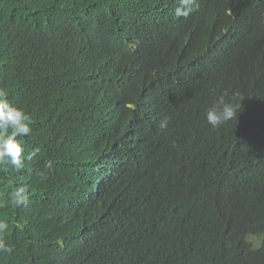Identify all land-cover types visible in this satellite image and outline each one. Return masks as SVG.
<instances>
[{"label": "trees", "instance_id": "obj_1", "mask_svg": "<svg viewBox=\"0 0 264 264\" xmlns=\"http://www.w3.org/2000/svg\"><path fill=\"white\" fill-rule=\"evenodd\" d=\"M197 5L0 0V90L40 149L0 166V264H264V0Z\"/></svg>", "mask_w": 264, "mask_h": 264}, {"label": "clouds", "instance_id": "obj_2", "mask_svg": "<svg viewBox=\"0 0 264 264\" xmlns=\"http://www.w3.org/2000/svg\"><path fill=\"white\" fill-rule=\"evenodd\" d=\"M178 6L174 10L176 18L187 19L197 10V0H177ZM235 95V94H234ZM241 107L239 104L226 102L224 97H220L215 105L209 108L205 113V121L213 129L223 123L236 117L237 110ZM33 118L31 114L25 112L11 104L6 99V93L0 90V166H3L5 172L11 167L20 171L25 166V160H31L40 149L34 148L25 155V147L20 143L18 137H27L31 131ZM168 126V118L164 117L159 122V127L165 129ZM45 171L39 172L41 180H47L50 172L54 170V165L48 161L44 165ZM28 192L25 187H14L9 195L7 204L14 208L25 206L28 203ZM5 206V202L0 201V208ZM9 231V223L0 219V255H11L14 251L6 239Z\"/></svg>", "mask_w": 264, "mask_h": 264}, {"label": "rangeland", "instance_id": "obj_3", "mask_svg": "<svg viewBox=\"0 0 264 264\" xmlns=\"http://www.w3.org/2000/svg\"><path fill=\"white\" fill-rule=\"evenodd\" d=\"M250 240L255 246H260L262 243H264V234L261 236L250 237Z\"/></svg>", "mask_w": 264, "mask_h": 264}]
</instances>
